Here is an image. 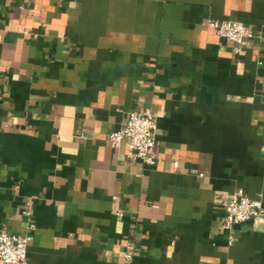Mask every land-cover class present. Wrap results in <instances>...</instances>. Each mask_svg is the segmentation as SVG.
Returning <instances> with one entry per match:
<instances>
[{
    "label": "crops",
    "instance_id": "0c3cea01",
    "mask_svg": "<svg viewBox=\"0 0 264 264\" xmlns=\"http://www.w3.org/2000/svg\"><path fill=\"white\" fill-rule=\"evenodd\" d=\"M140 110L152 166L108 142ZM238 190L264 209V0H0V233L27 264H264V216L219 229Z\"/></svg>",
    "mask_w": 264,
    "mask_h": 264
},
{
    "label": "built area",
    "instance_id": "2783aa9c",
    "mask_svg": "<svg viewBox=\"0 0 264 264\" xmlns=\"http://www.w3.org/2000/svg\"><path fill=\"white\" fill-rule=\"evenodd\" d=\"M208 25L222 41L229 42L236 52L243 49L246 39L253 37L251 29L239 20L212 19ZM126 141L129 157L142 164L152 166L155 160V121L149 110L131 112L128 122L122 129L112 131L108 142L113 148H119ZM18 188V186L16 187ZM224 214L219 229L226 233L227 244L234 243L235 226L254 221L264 216V209L259 198H249L241 190L228 196L222 203ZM28 215V212H25ZM31 235L0 233V262L4 264H27L28 244ZM133 253L128 252L126 259L131 261Z\"/></svg>",
    "mask_w": 264,
    "mask_h": 264
},
{
    "label": "water",
    "instance_id": "95a60500",
    "mask_svg": "<svg viewBox=\"0 0 264 264\" xmlns=\"http://www.w3.org/2000/svg\"><path fill=\"white\" fill-rule=\"evenodd\" d=\"M249 222H251V221H249ZM249 222H247V223H249ZM236 227V226H235Z\"/></svg>",
    "mask_w": 264,
    "mask_h": 264
}]
</instances>
